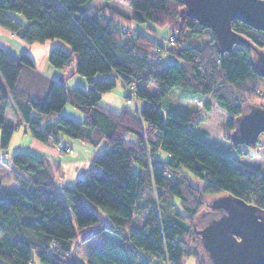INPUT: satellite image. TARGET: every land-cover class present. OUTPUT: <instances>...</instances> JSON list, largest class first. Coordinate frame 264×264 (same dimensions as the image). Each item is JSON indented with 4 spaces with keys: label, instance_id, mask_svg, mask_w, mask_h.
<instances>
[{
    "label": "trees",
    "instance_id": "obj_1",
    "mask_svg": "<svg viewBox=\"0 0 264 264\" xmlns=\"http://www.w3.org/2000/svg\"><path fill=\"white\" fill-rule=\"evenodd\" d=\"M121 1L131 14L93 0H0V27L30 44L63 41L69 49L54 45L50 63L65 67L75 53L77 71L88 82L87 89L68 88L62 79L46 78L48 87H33L41 77L36 74L45 76L31 56L0 47L2 146L17 128L6 122L12 99L30 134L47 146H62L66 138L94 147L107 143L72 185L60 182L59 167L47 158L22 150L11 155L7 163L17 188L0 179V264H35V258L40 264H186L189 257L211 264L196 230L212 197L230 194L264 210V164L248 166L211 146L195 131L198 110L161 104L174 88L213 98L229 115L225 137L240 155L248 154L233 132L246 104L264 102V30L234 19V45L221 54L214 32L183 12L182 0ZM114 20L147 24L155 36L152 26L168 30L158 40L145 25L131 26L137 33L131 37L115 29ZM154 48L166 49L161 62L150 60ZM118 82L135 85V97L145 98V105L133 112L101 104ZM68 102L83 120L62 114ZM106 232L119 242L80 262L78 246L102 241Z\"/></svg>",
    "mask_w": 264,
    "mask_h": 264
},
{
    "label": "rangeland",
    "instance_id": "obj_2",
    "mask_svg": "<svg viewBox=\"0 0 264 264\" xmlns=\"http://www.w3.org/2000/svg\"><path fill=\"white\" fill-rule=\"evenodd\" d=\"M96 6H102V2L112 4L113 6L117 7L119 10L123 11L126 14H131V7L124 3L121 0H96ZM18 17V14H16ZM22 20L25 21V18L22 15H19ZM19 17V18H20ZM124 22V21H123ZM131 24H127L129 27L131 26H140V25H145L147 24H142V23H137L133 20L130 21ZM151 25V24H150ZM152 26V25H151ZM143 27V26H142ZM155 30H157L155 36L154 32L152 29H148L147 27L145 28L146 31L149 33H152L153 36H155L156 39L162 40L161 35H163L162 30H168L167 27L165 28H160L157 29L154 26H152ZM165 35V34H164ZM59 41V40H57ZM51 42V41H47ZM62 42L63 41H59ZM35 46H42V44H47L46 42L44 43H33ZM66 44V43H64ZM68 47V45H66ZM172 47V46H170ZM69 48V47H68ZM175 48V47H174ZM48 50V49H47ZM75 63L77 64V55L74 53L72 57V61L70 62L69 65L65 67H57L53 64L50 63L49 61V53H46L44 56V59L41 60L40 62V69L39 71L47 75L48 77H60L63 79L65 82L66 86L68 88H73L76 86H81L84 87L85 89L88 88V82L84 76H82L80 73L77 71V67H75ZM71 68H74L75 71H71ZM36 76H41V77H35V80L32 84V86H36L38 88L39 83L42 85L46 83V78L43 79V76L41 74H36ZM79 78H82L81 80ZM43 80V82H38ZM81 82V83H80ZM48 87V83L45 84ZM41 90V89H40ZM155 90L153 87H151L150 91ZM127 90L126 88L121 84V82H118L117 86L112 90L107 93L103 94V97L101 99V104H103L106 107H109L113 109L114 111H120L122 109H128L130 111L136 112L138 108H142L145 103L146 99L145 98H140V97H126L127 96ZM130 96V95H129ZM210 101V104L207 106L204 105V101L208 100ZM162 106L164 108L168 109H179L183 111H192V110H198L201 115V123L200 125L195 129V131L202 136L211 146L214 148L226 152L228 155H233L238 157L243 163H245L248 166L258 168L261 165L264 164V134H261L259 137V141L256 145H245L246 148L249 150L248 154L240 155L238 153V150L232 145V141L227 139L225 137V131L227 129V124L229 121V115L226 111L225 108L221 107L213 98H197L194 97L192 94L187 92L186 90L182 88H174L167 96L164 98L162 101ZM264 102H260L257 104H246L245 105V112L249 111V109L252 106H260L263 105ZM67 106V107H66ZM66 108H69V110H72L70 113H73L76 115V117L66 113ZM17 112L18 109H16L14 100H11L10 105L8 106V111H7V122L11 123L15 119V112ZM20 114V113H19ZM62 114H65L69 117H72L74 119L81 120L84 119V114L74 107L71 103H66L64 109L62 110ZM78 117V118H77ZM18 125V124H15ZM17 127V126H16ZM206 132V134H205ZM1 134L2 130L0 129V178L3 180V183L5 186H10L11 185H17L16 182L14 181L13 175L11 179V169L10 166L8 165L7 162L10 161V157L13 153L22 150V151H29L34 153L35 155L39 156H44L46 155H52V151L50 147H46L47 149L43 148H38L33 146L30 143L34 140L32 135L28 132L25 133V127L24 126H19L15 129L14 134L10 140V143L8 147H3L1 144ZM69 139V138H66ZM73 141V140H72ZM64 143V142H63ZM70 143H72L70 141ZM54 148V147H53ZM58 148L60 151H65L68 152L67 150H64L62 146L55 147ZM71 149V148H70ZM71 155L69 154H60V157H69ZM59 159V158H58ZM59 167V166H57ZM185 173L188 174L189 176L193 177L192 172L185 170ZM60 174V169L58 172V175ZM195 182H199L200 180L197 178H194ZM215 197H212L209 206L210 208L205 209L202 211V215L199 217L198 222H197V227L201 228L204 224H206L210 219L215 217V210L212 208V201L214 200ZM101 219L105 222H108V217L107 214L104 213L103 211L99 210L98 208H95ZM115 234L106 232L105 237L102 241H97L96 239H91L85 243H82L78 246L76 250V255L78 260L80 262H85L87 259V254L92 251V250H102V249H107L113 245L116 244V239H115ZM200 250L203 253V257L205 259H208L207 252L204 250L201 241L199 242ZM210 263V261H209ZM35 264H40L39 260L35 258ZM186 264H196V260L194 257H189L186 261Z\"/></svg>",
    "mask_w": 264,
    "mask_h": 264
},
{
    "label": "water",
    "instance_id": "obj_3",
    "mask_svg": "<svg viewBox=\"0 0 264 264\" xmlns=\"http://www.w3.org/2000/svg\"><path fill=\"white\" fill-rule=\"evenodd\" d=\"M182 11L210 28L224 54L234 45L232 21L264 30V0H182ZM262 62L264 76V55ZM264 134V104L252 106L236 119L234 139L256 145ZM215 217L196 232L211 264H264V210L230 194L212 202Z\"/></svg>",
    "mask_w": 264,
    "mask_h": 264
},
{
    "label": "crops",
    "instance_id": "obj_4",
    "mask_svg": "<svg viewBox=\"0 0 264 264\" xmlns=\"http://www.w3.org/2000/svg\"><path fill=\"white\" fill-rule=\"evenodd\" d=\"M96 0H93V4ZM94 4V5H95ZM112 6L113 8H116L119 10L117 7L113 6L112 4L102 2V6H97V7H103V6ZM121 11V10H119ZM123 12V11H121ZM51 42H47V44H42V46H35L30 43H27L20 39L16 34L11 33L10 31L0 27V47L4 48L5 50L9 51L15 56H18L22 53H27L31 56L32 60L34 61V64L40 69V62L42 59H44V56L46 53H49V50L54 46V45H61L64 46L66 49H69L64 43L59 42L57 40H49ZM48 49V50H47ZM76 67V63H75ZM41 70V69H40ZM71 71H75L74 68H71ZM43 73V72H42ZM44 74V73H43ZM45 78L47 79H61L60 77H48L45 75ZM80 80L82 78H79ZM63 80V79H62ZM47 83V82H46ZM81 83V82H80ZM67 107V106H66ZM8 111V109H7ZM72 110H69V108H66V113L76 117L73 113H70ZM15 112V119L11 123L7 122L8 116L6 114V122L10 125L14 126H24L25 127V133H28V127L26 123L23 122V119L21 118L20 114L14 110ZM78 118V117H77ZM81 120V118L79 119ZM18 124V125H15ZM30 133V132H29ZM33 137V136H32ZM34 138V137H33ZM70 141L72 143H70ZM64 143H70L71 144V150L68 152L65 151H60L58 148H53L50 146H47L46 144L42 143L41 141L37 140L34 138V140L30 143L38 148H45L50 147L52 151V155H44L42 157L47 158L51 161L53 165L59 166L60 169V174L58 175L60 177V182L61 183H67V184H74L75 181L79 177H83L87 174L89 169L93 167L94 161L99 153H101L106 147L107 143L103 141L100 143L97 147L91 146L85 142H82L80 140H71V139H64ZM264 142V139H263ZM60 154H69L71 156L69 157H60ZM39 156V155H37ZM168 156V155H166ZM41 157V156H39ZM59 158V159H58ZM12 173V172H11ZM1 179V178H0ZM11 179H12V174H11ZM2 180V179H1ZM3 181V180H2ZM13 188H17V185H11ZM110 233V232H109ZM115 241L116 243L119 242V237L115 235ZM78 254V252H77Z\"/></svg>",
    "mask_w": 264,
    "mask_h": 264
},
{
    "label": "built area",
    "instance_id": "obj_5",
    "mask_svg": "<svg viewBox=\"0 0 264 264\" xmlns=\"http://www.w3.org/2000/svg\"><path fill=\"white\" fill-rule=\"evenodd\" d=\"M117 22V23H116ZM114 28L119 30V32L124 33L125 31L130 34L131 37H135L137 33L133 30V28L129 27L127 24L121 21H115L113 22ZM211 30V29H210ZM212 31V30H211ZM172 46V47H170ZM175 47V43L172 41L168 45L169 50L173 49ZM167 56L166 49L164 50H158L157 48H154L153 51L151 52L150 60L154 61L156 63L161 62L165 57ZM135 85L128 87L125 86L129 97H134L135 96ZM62 147L64 150L70 151L71 149V144L70 143H63ZM174 262H168V264H173Z\"/></svg>",
    "mask_w": 264,
    "mask_h": 264
}]
</instances>
